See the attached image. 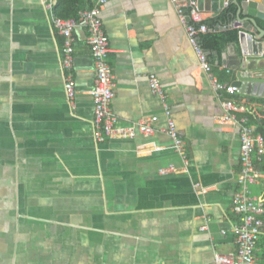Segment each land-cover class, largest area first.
I'll return each mask as SVG.
<instances>
[{"label":"crops","instance_id":"obj_1","mask_svg":"<svg viewBox=\"0 0 264 264\" xmlns=\"http://www.w3.org/2000/svg\"><path fill=\"white\" fill-rule=\"evenodd\" d=\"M54 2L0 0V264H209L214 254L234 251L240 120L248 124L246 113L264 119V96L224 95L239 107L233 119L199 70L170 0H107L100 15L116 126L156 116L158 130L97 141L87 31L73 30L74 59L65 71L64 38L48 6ZM202 12L203 19L215 14ZM244 57L238 41L216 58L228 83ZM68 73L73 103L64 89ZM151 75L164 99L151 92ZM164 103L181 152L164 131ZM261 159L254 158L256 168ZM261 173L250 189L264 206ZM255 254L264 264V228Z\"/></svg>","mask_w":264,"mask_h":264},{"label":"built area","instance_id":"obj_2","mask_svg":"<svg viewBox=\"0 0 264 264\" xmlns=\"http://www.w3.org/2000/svg\"><path fill=\"white\" fill-rule=\"evenodd\" d=\"M91 7L81 9L75 18H63L52 13L51 23L54 29L63 36L64 46L62 48V68L68 71L73 63V30L82 26L87 31V42L91 47L94 62V88L93 98V127L97 141H104L110 137H127L135 131L149 136L158 129L155 127L156 116L140 120L130 128L124 129L116 126L117 117L111 108L114 97V75L108 61L110 51L109 38L103 29V21L100 15L101 8L107 0H89ZM174 5L180 21L184 25L186 38L192 47L198 62L199 70L208 79L211 88L221 98L224 95L240 93V88L233 83L221 82L215 75L212 64L208 60V52L199 43V33L207 31V26L202 23L203 12L196 2L170 0ZM52 8V4L48 5ZM198 23L199 25H194ZM150 90L153 94L164 99V90L160 80L155 75L149 77ZM66 97L73 103L76 90L71 74H66L64 79ZM225 110L231 111V117L235 119L234 113L238 110L233 99L226 98L222 101ZM164 113L167 127L164 131L173 139L172 147L179 152L183 149V140L180 137L175 122L171 117L168 105L164 103ZM240 171L237 175V189L232 198V212L237 217L234 225L236 248L230 253H216L213 261L209 264H258L256 259V245L264 228V206L256 199L250 189V185L262 177L261 171L256 168L254 158L261 159L264 153V138L256 133L254 128L247 124L246 119L240 120Z\"/></svg>","mask_w":264,"mask_h":264},{"label":"water","instance_id":"obj_3","mask_svg":"<svg viewBox=\"0 0 264 264\" xmlns=\"http://www.w3.org/2000/svg\"><path fill=\"white\" fill-rule=\"evenodd\" d=\"M200 10L218 12L226 2L236 6V18L230 26L240 28L239 44L244 54L233 69L236 79L233 84L241 93L264 96V70L253 73L255 69H264V29L257 19H264V0H191ZM258 50L261 55H254ZM209 54V51H207ZM245 62V66L241 64ZM258 62V63H257ZM247 86V89H246Z\"/></svg>","mask_w":264,"mask_h":264},{"label":"trees","instance_id":"obj_4","mask_svg":"<svg viewBox=\"0 0 264 264\" xmlns=\"http://www.w3.org/2000/svg\"><path fill=\"white\" fill-rule=\"evenodd\" d=\"M89 0H55L52 10L53 14L63 18H75L79 10L91 7ZM236 14V6L228 3L221 11L215 13L212 17L204 19L203 24L207 26V31L199 33V43L203 49L209 51L208 60L212 64L214 72L217 74L219 80L228 83L227 75L223 71L218 70V64H215L216 58L224 50L225 46L232 42H238L239 29L229 26L234 21ZM199 25L198 23H193ZM259 26L264 29V19L260 20ZM220 28V29H218ZM216 52V55H213ZM248 124L256 125L255 131L262 134L264 138V119H259L255 115L246 113ZM263 122V123H262ZM264 172V154L257 166Z\"/></svg>","mask_w":264,"mask_h":264}]
</instances>
